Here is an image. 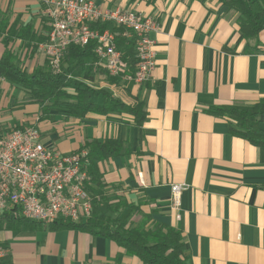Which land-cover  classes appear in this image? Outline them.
Here are the masks:
<instances>
[{"label":"crops","instance_id":"0c3cea01","mask_svg":"<svg viewBox=\"0 0 264 264\" xmlns=\"http://www.w3.org/2000/svg\"><path fill=\"white\" fill-rule=\"evenodd\" d=\"M94 1L159 23L150 34L156 62L151 81H112L94 64L93 81L85 82L125 106L142 105V125L123 112L77 119L63 106H51L43 113L4 79L0 136L34 126L41 143L62 155L85 150L92 140H119L121 154L97 167L104 197L113 207L125 203L121 214H130L134 227L178 230L190 264H264V148L233 136L227 119L207 113L264 98V32L257 46L244 40L237 16L217 0ZM48 32L39 0H0V61L11 54L29 73L42 67L46 59L38 46ZM182 183L187 187L174 210L171 185ZM27 223L0 224L2 264H144L104 237Z\"/></svg>","mask_w":264,"mask_h":264},{"label":"trees","instance_id":"16d2710c","mask_svg":"<svg viewBox=\"0 0 264 264\" xmlns=\"http://www.w3.org/2000/svg\"><path fill=\"white\" fill-rule=\"evenodd\" d=\"M217 2L237 16L239 33L244 40L259 45V35L264 32V0H217ZM92 29L103 31L108 25L90 24ZM115 34L116 48L122 53L127 64V72L136 68L134 44L124 36L120 26L109 27ZM96 41L87 45H70L61 61V74H53L45 63L42 67L28 72L15 64V58L7 54L0 61V77L7 82L20 86L27 94L28 102L41 106L43 113L48 107L63 106L66 115L71 118H84L88 114L107 115L123 112L133 118L136 125H142L145 113L142 105L128 107L103 90H94L85 82L93 81L96 56ZM99 72L106 73L105 70ZM107 75V74H106ZM110 78V77H109ZM112 81L118 80L111 78ZM104 99L99 102L98 99ZM208 114L229 121L230 133L246 140L255 147L264 148V98L252 105H223L211 107ZM123 143L107 139L104 142L92 140L86 142L83 149L88 152L89 163L86 170L90 175L87 191L92 198L91 217L85 221H55L42 224L30 222L28 228L40 227L49 231L65 229L79 230L113 241L126 254L138 257L144 264H190L184 255L185 245L181 233L167 225H157L145 229L144 224L133 226L131 215H122L125 203H112L104 197L98 172V163L121 154ZM264 190V186H263ZM131 209V208H130ZM132 211V210H131ZM28 222L14 217L11 212L0 216V224L15 228ZM25 224V223H24Z\"/></svg>","mask_w":264,"mask_h":264},{"label":"built area","instance_id":"2783aa9c","mask_svg":"<svg viewBox=\"0 0 264 264\" xmlns=\"http://www.w3.org/2000/svg\"><path fill=\"white\" fill-rule=\"evenodd\" d=\"M49 32L38 46L53 74H61V61L70 45L85 46L96 41V65L108 77L123 84L143 85L156 69L150 34L160 30L152 17L120 8H103L94 0H39ZM90 24L108 25L103 31ZM120 26L123 36L134 44L136 68L127 72L122 53L116 48L109 27ZM4 79L0 77V82ZM87 150L62 155L45 147L34 126L14 128L0 136V216L11 212L33 223L85 221L91 217L92 198L87 191L90 175ZM186 184L171 185V204L179 210ZM6 255L0 245V264Z\"/></svg>","mask_w":264,"mask_h":264},{"label":"rangeland","instance_id":"374dc122","mask_svg":"<svg viewBox=\"0 0 264 264\" xmlns=\"http://www.w3.org/2000/svg\"><path fill=\"white\" fill-rule=\"evenodd\" d=\"M258 41H259V39H258Z\"/></svg>","mask_w":264,"mask_h":264}]
</instances>
